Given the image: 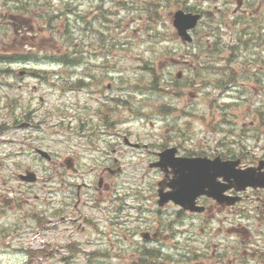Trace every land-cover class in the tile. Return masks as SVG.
Segmentation results:
<instances>
[{
    "label": "rangeland",
    "instance_id": "1",
    "mask_svg": "<svg viewBox=\"0 0 264 264\" xmlns=\"http://www.w3.org/2000/svg\"><path fill=\"white\" fill-rule=\"evenodd\" d=\"M180 1L0 0V10L49 6L37 16L54 15L51 36L77 55L66 63L0 58V264H264L259 202L245 201L226 218L216 208L196 215L157 205L164 174L149 164L166 146L248 165L264 160V50L243 33L226 42L237 22L249 32L251 19L209 17L204 26L221 22L224 38L201 34L187 49L171 22ZM186 52L202 65L175 63ZM87 74L93 84L73 90ZM36 148L63 162L75 156L79 172L64 164L59 182L55 160ZM26 170L37 180L21 179ZM142 231L160 235L143 239Z\"/></svg>",
    "mask_w": 264,
    "mask_h": 264
},
{
    "label": "flooded vegetation",
    "instance_id": "2",
    "mask_svg": "<svg viewBox=\"0 0 264 264\" xmlns=\"http://www.w3.org/2000/svg\"><path fill=\"white\" fill-rule=\"evenodd\" d=\"M188 0L182 1L179 6L183 5L185 10L208 13L213 16L214 12H227V13H239L243 16V21L246 19L245 16H248L251 19V24L246 22V25L250 26L248 31H244L243 22H237V31L234 32L236 36L241 37V34L248 35L252 37L253 40H256L260 44L261 48L264 50V0H202L198 4L193 6H187ZM221 2V3H220ZM2 14L5 17L15 18L18 24L13 23L5 19V21L0 20V56L2 51H4L5 57L12 59H22V60H42L47 59L48 54L43 52V47L45 44H48V36L45 32L43 26H39L38 23L34 24L33 17L28 15L37 16V12L33 9H30L26 14L23 15V12L17 15L8 14V12L0 11V18ZM38 17V16H37ZM2 22L8 24L11 30H4L1 28ZM221 23H219V26ZM213 25H209V29H212L208 33H214ZM26 29L25 34L23 30ZM197 28L192 30V34L198 33L201 35V32H197ZM178 40V39H177ZM187 62L188 60H184ZM189 66H194V62H190ZM108 107L102 104L99 108V114L101 115V120L107 122L108 118ZM72 161L74 162V158ZM56 166V165H55ZM57 166H62V163L58 162ZM105 189H108V185L104 184ZM250 193L244 192V198H248L251 201L256 200L260 203L261 206L264 205V189L255 188L248 189ZM229 194H235L234 191H229ZM204 203L207 202L210 206H206V213L217 208L219 210L226 209L224 206H219L212 203V200L208 197H204ZM257 205V207H260ZM214 206V207H213Z\"/></svg>",
    "mask_w": 264,
    "mask_h": 264
},
{
    "label": "water",
    "instance_id": "3",
    "mask_svg": "<svg viewBox=\"0 0 264 264\" xmlns=\"http://www.w3.org/2000/svg\"><path fill=\"white\" fill-rule=\"evenodd\" d=\"M198 19V15L185 14L182 11H177L174 14L173 23L178 29V34L184 39H189L187 29L192 28ZM172 152L174 149H169L159 154L161 162L158 163L161 166H171L175 178L170 183L171 191L167 193H160L159 203L165 204L169 200L182 205L184 208L191 210H201L202 207L195 206V198L202 193L212 195L216 199H220L218 190L214 187L216 178L220 175L224 176V179L229 180L232 177L241 184L240 188H244L247 185H261L264 186V182H257L254 178L252 169H234L238 165L239 160L234 161H220L219 158L209 160L207 158H173ZM42 154H45L41 152ZM27 180H34L32 174L25 177ZM230 185H223L220 189L230 187ZM209 187V190L205 188ZM237 188V187H236ZM214 192H213V191ZM213 192V193H212ZM232 200L229 203L234 202Z\"/></svg>",
    "mask_w": 264,
    "mask_h": 264
},
{
    "label": "trees",
    "instance_id": "4",
    "mask_svg": "<svg viewBox=\"0 0 264 264\" xmlns=\"http://www.w3.org/2000/svg\"><path fill=\"white\" fill-rule=\"evenodd\" d=\"M148 253H150V252H148ZM146 255H147V253H146ZM148 257H149L148 259H152V255H151V256H149V254H148Z\"/></svg>",
    "mask_w": 264,
    "mask_h": 264
}]
</instances>
